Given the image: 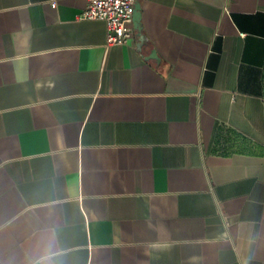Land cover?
<instances>
[{"label": "crops", "instance_id": "0c3cea01", "mask_svg": "<svg viewBox=\"0 0 264 264\" xmlns=\"http://www.w3.org/2000/svg\"><path fill=\"white\" fill-rule=\"evenodd\" d=\"M136 5L0 0V264H264V0Z\"/></svg>", "mask_w": 264, "mask_h": 264}, {"label": "built area", "instance_id": "2783aa9c", "mask_svg": "<svg viewBox=\"0 0 264 264\" xmlns=\"http://www.w3.org/2000/svg\"><path fill=\"white\" fill-rule=\"evenodd\" d=\"M136 0H85L79 19L105 24V48L129 42L134 35L133 15ZM55 8V3H51Z\"/></svg>", "mask_w": 264, "mask_h": 264}, {"label": "water", "instance_id": "95a60500", "mask_svg": "<svg viewBox=\"0 0 264 264\" xmlns=\"http://www.w3.org/2000/svg\"><path fill=\"white\" fill-rule=\"evenodd\" d=\"M134 25L136 28H139V6L136 5L134 8V15H133Z\"/></svg>", "mask_w": 264, "mask_h": 264}]
</instances>
